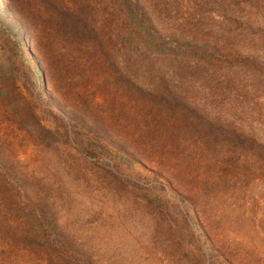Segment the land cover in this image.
Here are the masks:
<instances>
[{
	"label": "rangeland",
	"instance_id": "rangeland-1",
	"mask_svg": "<svg viewBox=\"0 0 264 264\" xmlns=\"http://www.w3.org/2000/svg\"><path fill=\"white\" fill-rule=\"evenodd\" d=\"M0 264H264V0H0Z\"/></svg>",
	"mask_w": 264,
	"mask_h": 264
},
{
	"label": "trees",
	"instance_id": "trees-1",
	"mask_svg": "<svg viewBox=\"0 0 264 264\" xmlns=\"http://www.w3.org/2000/svg\"><path fill=\"white\" fill-rule=\"evenodd\" d=\"M60 8V6H59ZM61 9V8H60ZM59 15L62 16V18H65L66 25L74 29L76 32V35L78 38L84 43H87V37H90L88 35V26L87 23L81 19L80 17L76 16L72 8H65L61 9L59 12Z\"/></svg>",
	"mask_w": 264,
	"mask_h": 264
}]
</instances>
